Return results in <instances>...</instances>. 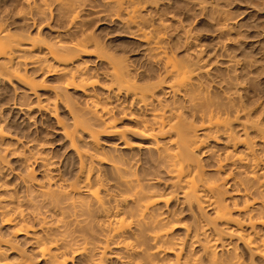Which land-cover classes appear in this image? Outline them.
I'll use <instances>...</instances> for the list:
<instances>
[{
	"label": "bare ground",
	"instance_id": "1",
	"mask_svg": "<svg viewBox=\"0 0 264 264\" xmlns=\"http://www.w3.org/2000/svg\"><path fill=\"white\" fill-rule=\"evenodd\" d=\"M56 1L60 6L67 3V12L75 13L73 0ZM110 1L120 7H132L128 8L133 9L128 16V24L138 23L136 37L147 43L149 49L153 50V55H157L156 58L164 60L163 80L169 87L167 90H171L174 95L181 93L187 98L188 105L183 108L189 113L195 114L201 110L195 114H199L197 118L200 124L194 126L187 119V113L182 106L165 109L162 101L158 102L159 107L153 104L150 118H137L133 131L142 140L139 146L156 156L153 164L158 173L154 177H147L131 167L109 164L112 169L108 168L109 172L114 173L108 179L100 172L101 167L98 168L99 164L102 166L103 154L99 136L118 134L120 138H124L127 131L121 130L115 124L111 111L102 103L95 88L101 86L106 93L116 96L122 91L132 93L133 98L148 105L149 98L151 104L156 99V88L161 85L152 84L149 88L137 86L126 59L123 56H111L105 45L93 35L81 33L79 36L73 35L75 39L68 42L59 39L48 44L45 56L32 61L31 66L38 69L48 66L51 67L48 71L62 76L64 85L55 90L57 97L62 93L61 90L74 88L89 96L92 103L91 117L85 121L75 117V130L64 128L81 160L79 174L77 173L75 182H69L60 172L52 169L53 162L42 156L40 160L45 167V180L35 181L33 169L30 168L34 152L24 149L20 139L8 131L0 116V264H35L20 238L31 245L45 264H75L77 257L80 258L79 262L83 260L86 264H104L111 242H118L117 245L123 247L127 264H245L242 253L239 254L232 248V242L227 236L229 231L222 227L228 224L233 225L229 229L233 228L237 232V240L250 254H257L264 259V166L262 167L263 161L260 158L262 156H258L257 151L258 146H264L262 130L258 128L259 143L249 136L250 125L245 121L239 126H242L245 136L239 138L237 133L235 135L236 131L231 126L233 123L230 124L233 121H230L231 118L228 120L233 114L220 113L219 110L223 111L222 106L213 107L217 101L212 98L214 94L209 96L211 99L206 97L208 94L205 96L207 92L204 91V81L210 76V70L205 67L206 63L195 57H170L166 52L167 48L163 47L164 43L161 44L164 41L163 36L158 37L160 32H155L157 28L153 31V26L147 25V20L142 17L140 21L136 20L139 16L136 13L140 12L139 6L154 0ZM25 2L29 3L30 0ZM75 17L76 15L71 17V22ZM145 24L148 26L146 29L151 27L152 32L144 28ZM152 33L157 36L154 37ZM31 40L26 41L4 22H0V72L7 77L14 76L30 92L36 93L41 84L26 73L28 63L25 57L36 46L35 41ZM90 48L98 58L107 59L108 71L104 76L100 75L106 78L105 81H101L100 72L95 73L85 65L86 61H75L78 56L91 50ZM227 102L223 103L228 104ZM233 102L230 103L234 104ZM222 114L226 116L223 117ZM80 132L87 134L94 152L83 151L75 144ZM222 135L226 137L224 144L226 142L229 149L227 148L224 156L215 157L213 170H207L199 158L197 159L195 152L206 147L209 140L221 142ZM241 143L244 151L241 154L235 153L232 149ZM129 145L126 141L125 146ZM18 150L24 156L23 162L28 165L26 171L17 176L24 185V195L17 192L15 185L10 183L12 180L7 181L4 178L6 174L3 176L4 168L8 164V153ZM230 165L231 168L240 169V175L227 168L231 172L223 177L221 172L227 166L230 168ZM245 169H249L250 173L244 172ZM241 170H244L243 176ZM161 171L169 176L167 181H163L159 173ZM226 187L232 188V206L226 201ZM179 194L181 202L190 211L202 213L203 204L213 210V216H205L204 222L195 216L192 225H185L184 238L174 233L176 225L183 222L179 215L181 211L171 205L175 199L178 200ZM36 198L38 199L35 200ZM112 200L114 206L110 207L108 203ZM44 205L47 211H42ZM51 210L53 214L49 215L48 211L51 213ZM192 246L199 248L195 251Z\"/></svg>",
	"mask_w": 264,
	"mask_h": 264
},
{
	"label": "rangeland",
	"instance_id": "2",
	"mask_svg": "<svg viewBox=\"0 0 264 264\" xmlns=\"http://www.w3.org/2000/svg\"><path fill=\"white\" fill-rule=\"evenodd\" d=\"M68 1L64 0V2ZM73 1L75 2V13L67 12V3H65V6H60L59 2H55V0H30L29 3L25 0H0V22H4L13 32L25 38L26 41L29 42L33 39L36 43L35 48L25 57V61L28 63L26 73L41 84L36 89V93L30 92L19 79L14 76L7 77L0 72V116L5 121L8 131L20 139L24 149L27 152L28 150L34 152L35 156L31 159L32 165L30 168L33 169L35 181L42 182L45 180L43 178L45 177V167L42 166L43 161L40 160L42 156H45L51 163L53 162V170L60 172L62 177H65L64 179H69L67 181L75 182L79 174L81 160L74 145L72 146L71 141L67 138L64 128L69 131L75 130V117L83 121L91 117V100L89 96L74 88L61 90L62 93L57 97L55 90L58 89V86L64 85L62 76L54 74L53 71H48V69H51L48 66L43 69L33 67L31 62L43 58L47 45L54 41L61 39L68 42L72 38L75 39L74 36L81 35V33L93 35L105 45L106 51L111 56H123L126 59L128 69L137 86L149 88L152 87V84L161 85V87L156 88V99L151 104L149 98L148 105L133 98L132 93L122 91L116 96V94L106 93L107 91L101 86L95 88V92L101 98L102 103H105L107 109L111 111L115 124L121 130L127 131L124 138H120L118 134H101L99 136L103 154L101 156L102 166L99 164V167H97H101L100 172L108 179L113 177L112 174L114 173L110 171V174L109 164L131 167L147 175V177H154L158 173L155 164H153L156 156L139 146L142 140L133 131L136 127V120L139 117L150 118L153 104L159 107L158 102L162 101L165 104L162 105L163 108L172 109L173 106L175 108L187 106L188 100L181 93L174 95L171 90H167L169 87L163 80L165 77L164 60H159V57L156 58L157 55H153V50L149 49L147 43L142 38L136 37L137 32L135 30L138 28V23L132 24L131 22V24H128L130 22L128 16L133 10L129 9L132 7H120L110 0ZM142 5L139 6L140 12L136 13V15H139L136 20L140 21V17H142L143 20H147V25L151 24L149 26H153V31L157 28L155 32H160L158 37L163 36L164 41L161 39L163 41L161 44L164 43L163 47L167 48L166 52L169 53L170 57L171 55L174 58L177 56H179L177 58L184 56L187 59L195 57V59L198 58L206 63L205 67L207 66L210 70V72L208 71L210 76H208L209 78L206 77L207 80L205 78L208 83L204 81V91L207 92L205 96L208 94L206 97L210 98L209 96L214 94L215 97L212 95V98L214 100L216 98L217 101L215 100L216 106L213 105V107L222 106L223 111L219 110V112L221 111L226 115L233 114L232 116L228 115L229 118H227L228 120L231 118L230 121H233L230 124L233 123L231 126L236 131L235 135L237 133V136H240L239 138L245 136L242 126L239 127L245 121L250 125L248 129L249 136L259 143L258 130H262L264 135V0H154L145 2ZM74 15L76 17L71 22V17ZM147 25L145 24V27H143L148 29ZM150 28L146 30H152ZM131 31H134V33L131 34ZM153 33L154 37L157 36ZM77 60L80 63L86 61L85 65L95 73L100 72L99 76H104L109 68L107 59L98 58L92 49L86 54L78 56L75 61L77 62ZM202 61H200L201 64ZM103 76H100L101 81H105ZM161 80L163 81L159 82ZM230 98H233V100ZM218 100H222V102ZM224 101H228V104L223 103ZM46 106L54 110L50 111ZM183 111L187 113V119L193 125L195 124L194 126H199L200 120L197 118L199 114H195L200 113L201 110H198L195 114L189 113L187 109ZM226 115L222 114L223 117ZM79 135L80 137L77 138L78 141H75V144L78 147L80 146L79 148L83 151L94 152L87 134L80 132ZM222 136V140L220 138L221 142L209 140L206 144L207 148L202 147L195 152L197 159L199 158L207 170H213L216 156H224L229 149L226 142L224 144L226 137ZM126 141L129 142V146H125ZM261 147L258 146L257 151L259 152L258 156L260 154L262 156L260 158L263 161V167L264 146ZM208 148L210 150H207ZM204 149L205 151H203ZM234 149L232 150L235 153L241 154L244 151L243 143L237 145ZM15 152L8 153L6 161L8 164L4 168L3 173H5L3 176L6 174L4 178L7 181L12 180L10 183H13V186L15 185L17 192L24 195V185L21 184L17 176L23 174L28 165L23 162L24 156L21 151ZM86 163H88V160ZM227 168L232 169L236 175H240V169L231 168L230 165V168L227 166L221 172L223 177L232 171H228ZM242 171L244 170H241V175L245 174L244 172L250 173L249 169ZM159 173L163 181H167L169 176L162 171ZM226 189V201L228 200L227 202L232 206V199H230L233 195L232 188L226 187ZM181 199L179 194L178 200L175 199V202L173 201L171 205L176 210L181 211L179 215L183 221L176 225L177 228L174 229V233L176 236L184 238L185 225H192L195 216L199 221L203 219L202 222H204L205 216H213V210L203 204L202 213L195 212L196 210L190 211L186 204L181 202ZM110 202L108 205L113 207L114 201ZM46 208V206L44 209L42 208V211H47ZM52 212L53 210H51V213L48 211V214L51 215ZM235 213L234 216H236ZM228 225L222 227L229 231L227 236L230 238L229 241L232 242V248L239 254L242 253L241 257L243 256L244 263L264 264V259L257 254H250L243 247L242 243L237 240L236 231L233 228L229 229L233 225ZM20 240L23 242L26 251L33 257L35 264H45L43 260L38 258L37 253L33 251L27 241L23 238H20ZM117 244L118 242L109 244L108 258H106L104 264L126 263L127 259L123 247L120 244L119 247ZM192 248L196 251L199 247L192 246ZM79 259L77 257L74 260L75 264H86V261L81 260L79 262ZM134 259L138 260V258Z\"/></svg>",
	"mask_w": 264,
	"mask_h": 264
}]
</instances>
